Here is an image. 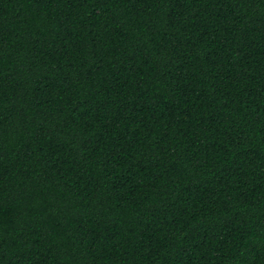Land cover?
<instances>
[{"label":"trees","instance_id":"16d2710c","mask_svg":"<svg viewBox=\"0 0 264 264\" xmlns=\"http://www.w3.org/2000/svg\"><path fill=\"white\" fill-rule=\"evenodd\" d=\"M0 264H264V0H0Z\"/></svg>","mask_w":264,"mask_h":264}]
</instances>
